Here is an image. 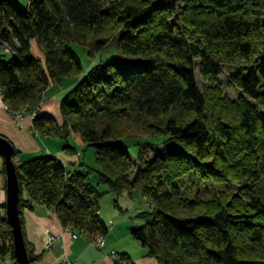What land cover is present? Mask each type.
<instances>
[{
	"label": "trees",
	"instance_id": "1",
	"mask_svg": "<svg viewBox=\"0 0 264 264\" xmlns=\"http://www.w3.org/2000/svg\"><path fill=\"white\" fill-rule=\"evenodd\" d=\"M74 47L116 56L83 73ZM0 53L8 113L31 112L37 135L76 134L96 166L70 172L42 156L16 167L21 227L22 211L42 205L73 234L105 237L100 198L121 211L122 192H138L152 209L130 235L158 264H264V0H0ZM226 68L234 100L219 86ZM69 79L59 127L39 107ZM160 137L146 159L141 147ZM206 180L224 190L190 196ZM0 238L17 264L4 205Z\"/></svg>",
	"mask_w": 264,
	"mask_h": 264
},
{
	"label": "crops",
	"instance_id": "2",
	"mask_svg": "<svg viewBox=\"0 0 264 264\" xmlns=\"http://www.w3.org/2000/svg\"><path fill=\"white\" fill-rule=\"evenodd\" d=\"M22 3L24 4V0ZM32 52L40 57L33 47ZM74 85L75 81L69 79L61 85H50L43 94L39 111L50 115L59 127L62 125L59 102ZM5 109L0 94V136L12 144L13 162L16 167L42 156L56 158L67 171L76 170L80 165L93 167L91 161L85 160L83 153L78 157L70 156L71 153H78L79 148H85L75 135L70 134L66 140L39 136L32 130V120L29 115L14 124L11 115ZM66 147L68 149H65ZM99 191L104 193L106 188L102 186ZM109 196L111 197L110 200L107 199L109 205L107 202H102L104 197L99 202V216L109 230L105 236L106 246L101 251L94 248L92 238L89 236L78 234L75 239H71L70 233L62 229L51 209L34 205L31 210H23L21 217L24 239L31 256L35 258L31 264H60L65 260L74 264H114L112 261L114 255L127 264H158L130 235L131 229L139 227L144 222L137 216V211L132 210L127 202L123 204V199H119L121 211L115 209L113 202L116 198ZM4 202L5 176L3 177L0 160V206L4 205Z\"/></svg>",
	"mask_w": 264,
	"mask_h": 264
},
{
	"label": "rangeland",
	"instance_id": "3",
	"mask_svg": "<svg viewBox=\"0 0 264 264\" xmlns=\"http://www.w3.org/2000/svg\"><path fill=\"white\" fill-rule=\"evenodd\" d=\"M17 1V3L19 5H21V2L22 0H15ZM34 45V44H33ZM1 47H4V48H9L7 44L1 46ZM33 47V50H36V47L35 46H32ZM74 50L76 51L77 53V56L81 62V67H82V72L83 73H86L88 72L91 68L99 65L100 63L104 64L105 62H107L109 59H112L116 56V51L112 48H108L106 50H104L103 52L99 53V54H96L94 57H90L88 56L87 54V51L83 48H78V47H74ZM38 54V53H37ZM0 58H1V61L6 63L9 59V56L3 54V53H0ZM229 69L226 68L225 70H223L220 78H219V86L222 90V92L228 96L230 99L234 100L237 98V96L239 95V91L235 90V89H232L230 88L228 85H227V80H228V73H229ZM81 76H78V79L80 78ZM198 83L201 84L203 83L200 79V77L198 76ZM59 85V84H57ZM47 91V90H46ZM6 110V109H5ZM25 110V109H23ZM21 110V111H23ZM19 113V112H18ZM17 114V113H16ZM30 117V120H32L33 116H32V113L31 112H28L27 110L24 111V114H23V117L22 119L20 120H15L14 119V116L11 115L10 117L12 118V122L15 124L21 122L25 116H28ZM56 122V121H55ZM72 135H75L77 137V139L81 142V140L79 139V137L76 135V134H73V133H70ZM69 134V135H70ZM41 136V135H39ZM59 139V138H58ZM165 140V138L163 137H160V138H156V139H153V140H149V141H146L145 143L147 144V146H142L141 147V150L145 156L146 159H151L154 157V155L162 149V142ZM82 143V142H81ZM128 147H129V153L130 155L135 158V155H136V152H137V148L133 147L132 145L128 144ZM79 148V152H75V153H71L70 156L71 157H78L80 154H84V158L85 160L87 161H91V164L93 165V167L95 168L96 166L94 165V152H93V149L92 148H87L85 147L84 149H81ZM14 156V155H13ZM79 161L81 159L78 158ZM12 160H13V157H12ZM14 163V162H13ZM135 164V163H134ZM136 169L138 167L137 164L134 165ZM76 167V166H75ZM93 167H90V168H93ZM72 168V167H71ZM74 168V167H73ZM78 168V166H77ZM93 168V169H94ZM75 169V168H74ZM71 172V170H69ZM4 177V175H3ZM263 178H264V175H263ZM95 180H96V174L92 173L89 177V183L94 185L95 184ZM105 189V187H104ZM194 189V190H193ZM193 189L191 188V190H189V193H190V196H194L195 192H197V195L200 199L206 201V200H210L212 199L215 195H217L216 193L219 192V191H223L224 188L221 186V185H218V184H213L212 181L210 180H206V181H201V184L200 183H197L196 181L194 182V187ZM106 192H107V189H106ZM194 192V194H193ZM105 195H108V196H105ZM109 195H112V194H109V193H106L104 194L100 200L103 198L102 202H107V205H109V202L107 201V199H111V197ZM132 195H135L133 198H129L127 192H122V194L118 197V201L119 199H123V204L125 202H127L128 204L131 205L132 207V210L135 209L137 211V216L139 217V215L145 213L147 214L148 212H150V209H152V206L149 204L148 206V201L142 197L138 192H134ZM122 203V202H120ZM3 211V210H1ZM135 213V212H134ZM139 219L141 221H143L140 217ZM144 224L141 223V225H139V227H141L142 225ZM62 227V226H61ZM137 227V228H139ZM62 229L68 233L73 234V230L71 228H64L62 227ZM75 233V232H74ZM79 235H84L82 233H76V237ZM72 239V238H71ZM75 239V238H73ZM96 240H97V236H93L92 237V245H96ZM94 243V244H93ZM98 246L101 247L99 249H95L98 250V251H101L102 249L105 248L106 244H104V246L100 245V243H98ZM115 257H118L117 255H114ZM154 259V258H153ZM119 264H127L125 261H123L120 257H118V261H117ZM0 264H12V261L10 259V256L9 254H6V255H1L0 254ZM74 264V263H73Z\"/></svg>",
	"mask_w": 264,
	"mask_h": 264
},
{
	"label": "water",
	"instance_id": "4",
	"mask_svg": "<svg viewBox=\"0 0 264 264\" xmlns=\"http://www.w3.org/2000/svg\"><path fill=\"white\" fill-rule=\"evenodd\" d=\"M13 155L14 149L12 144L0 136V157L5 171V221L11 229L13 255L16 263L30 264L19 216V184L16 166L12 160Z\"/></svg>",
	"mask_w": 264,
	"mask_h": 264
},
{
	"label": "built area",
	"instance_id": "5",
	"mask_svg": "<svg viewBox=\"0 0 264 264\" xmlns=\"http://www.w3.org/2000/svg\"><path fill=\"white\" fill-rule=\"evenodd\" d=\"M24 111L25 110H23V111H20L19 113H17V114H15V115H13L14 116V119L15 120H20V119H22V117H23V114H24ZM71 238L73 239V238H76V234H71ZM98 243H100V245H102V246H104V244H105V237H103V236H97V240H96V245H94V247L96 248V249H99V248H101V247H99L98 246ZM94 244V243H93ZM2 246H3V242H2V240H1V238H0V248H2ZM113 263L114 264H119L117 261H118V257H113ZM61 264H73V263H70V262H68V261H63Z\"/></svg>",
	"mask_w": 264,
	"mask_h": 264
},
{
	"label": "bare ground",
	"instance_id": "6",
	"mask_svg": "<svg viewBox=\"0 0 264 264\" xmlns=\"http://www.w3.org/2000/svg\"><path fill=\"white\" fill-rule=\"evenodd\" d=\"M61 264V263H60Z\"/></svg>",
	"mask_w": 264,
	"mask_h": 264
}]
</instances>
